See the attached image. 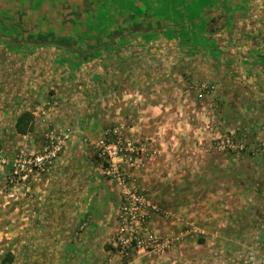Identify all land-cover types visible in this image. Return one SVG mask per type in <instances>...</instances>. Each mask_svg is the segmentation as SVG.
Returning <instances> with one entry per match:
<instances>
[{
	"label": "crops",
	"instance_id": "1",
	"mask_svg": "<svg viewBox=\"0 0 264 264\" xmlns=\"http://www.w3.org/2000/svg\"><path fill=\"white\" fill-rule=\"evenodd\" d=\"M176 7L186 18L176 22L194 30L209 23L207 30L161 34L156 42L164 49L145 51L135 69L115 64L119 80L110 74L104 83L76 88L73 78H51L49 66L34 67L30 57L18 63L26 57L20 46L41 47L44 35H31L29 44L16 22L9 27L0 18V145L10 157L29 155L40 152L50 121L74 130L51 173L31 182V194L8 198L9 222L0 233L8 231L10 240L1 250L10 246L25 264H264V159H236L212 144L241 110L239 94L247 92L248 104L256 106L250 116L258 122L255 133L264 141V114L258 115L264 109V0H183ZM166 39L176 45L167 48ZM11 41L13 47L6 44ZM116 55L129 54L111 52ZM197 80L215 84L216 96L198 98ZM75 93H82L80 100ZM47 103L55 107L43 121L37 116ZM23 112L33 117L26 135L14 127ZM107 131L155 153L131 180L170 215L151 224L173 240L166 254L134 256L128 263L115 254L117 195L82 139Z\"/></svg>",
	"mask_w": 264,
	"mask_h": 264
},
{
	"label": "rangeland",
	"instance_id": "2",
	"mask_svg": "<svg viewBox=\"0 0 264 264\" xmlns=\"http://www.w3.org/2000/svg\"><path fill=\"white\" fill-rule=\"evenodd\" d=\"M179 2L183 0H0V18L5 20L9 27L13 24L12 22H16L13 24L14 27L27 36L26 40L29 44L32 42L29 41L31 35L40 37L41 34L44 36L38 38V43L59 44V46L43 45L37 48L33 45L34 48L26 45L20 46V49L14 47V50L18 49L19 54L26 56L25 60L23 57L16 58L18 63L25 62L26 58L30 57L31 60L28 62L34 67L37 66L36 64L49 66L48 72L51 78L54 75L58 77L60 74L62 80L67 82L72 81L73 78L76 88L79 83L85 81L104 83L110 74V80L112 78L119 80L121 75L117 72L121 71V63L129 64L132 70V68L135 69L138 60L141 63L144 62L145 51L164 49L161 43L156 42L161 34H171L170 32L174 30L177 32L180 30L178 34L207 30L209 23L199 24L196 30L194 26L189 28L184 23H178L186 20L181 15L183 9L172 8V6H178ZM0 32H3L1 28ZM45 35L52 40H46L48 37ZM6 44L13 47L12 41ZM163 44L167 48L176 45L167 39ZM169 44L171 47L168 46ZM124 50L129 54L126 58L119 55L111 56L112 51L122 53ZM84 53L86 55H82ZM146 55L149 53L147 52ZM116 63L120 66L117 67ZM61 66H65L66 72H57V67ZM73 70H76L75 76L71 73L74 72ZM197 84L200 85L196 86L198 98L201 99L206 95L216 96L215 84L200 82V80H197ZM232 91L241 93L234 88ZM232 91L224 90L227 96H232ZM77 92H79L78 89ZM75 94L78 95L76 97L78 99L82 93ZM239 95L242 100L239 105L241 110L237 112L236 118L229 122L226 133L212 140V144L215 145L221 138L232 140L235 145L244 146L243 151L240 153L226 149L225 153L236 159L246 156L254 160L264 159V141L255 133L258 122L250 118L253 116L251 114L256 113V106L248 104L251 97L248 92L245 95ZM92 96L94 99L95 95L92 94ZM262 96L264 97L263 94ZM258 111V115L264 114V109L259 108ZM247 116L250 120L244 119ZM7 176V170H5L0 179V195L4 198L2 203L0 201V231L9 222L10 201L8 198L15 193L12 185L8 184L7 180L5 182ZM258 186L260 189L263 188L260 184ZM16 192L24 197L22 189L18 188ZM9 240L8 231L0 233V246L7 245Z\"/></svg>",
	"mask_w": 264,
	"mask_h": 264
},
{
	"label": "built area",
	"instance_id": "3",
	"mask_svg": "<svg viewBox=\"0 0 264 264\" xmlns=\"http://www.w3.org/2000/svg\"><path fill=\"white\" fill-rule=\"evenodd\" d=\"M53 105L45 104L38 117L46 119ZM45 121V120H43ZM42 121V122H43ZM74 135L73 128L50 121L44 132V143L40 152L19 154L10 157L0 145V171L7 170V183L16 191L31 194L32 181L51 173L55 163L65 151ZM83 143L102 162L104 176L113 185L117 204L113 220L112 247L124 263L134 256L146 254L163 255L172 248L173 240L158 235L151 227L153 219H169L152 198L132 185L131 174L140 171L146 162L155 157L146 144H140L117 131H107L98 139L82 137ZM217 151L236 150L242 152L244 146H237L232 140L218 139L213 145Z\"/></svg>",
	"mask_w": 264,
	"mask_h": 264
},
{
	"label": "trees",
	"instance_id": "4",
	"mask_svg": "<svg viewBox=\"0 0 264 264\" xmlns=\"http://www.w3.org/2000/svg\"><path fill=\"white\" fill-rule=\"evenodd\" d=\"M41 43V42H40ZM33 45H39L38 43H34ZM42 45H52V46H59L56 43H45ZM82 55H86L85 53ZM33 120V117L30 113L23 112L20 114L19 118H17L15 123V131L17 134L26 135L28 132L31 131L30 124ZM21 257L23 258V262H20L19 259L15 255L11 253V247L9 246L7 249L2 251L0 255V264H25L24 256L21 253Z\"/></svg>",
	"mask_w": 264,
	"mask_h": 264
}]
</instances>
